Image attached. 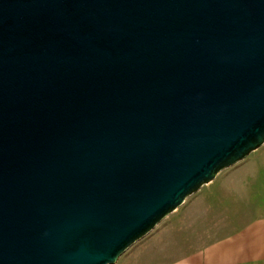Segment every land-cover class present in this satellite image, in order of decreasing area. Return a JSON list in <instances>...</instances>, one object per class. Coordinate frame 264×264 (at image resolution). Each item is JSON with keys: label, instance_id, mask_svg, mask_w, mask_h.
Listing matches in <instances>:
<instances>
[{"label": "water", "instance_id": "1", "mask_svg": "<svg viewBox=\"0 0 264 264\" xmlns=\"http://www.w3.org/2000/svg\"><path fill=\"white\" fill-rule=\"evenodd\" d=\"M264 144V0H0V264H114Z\"/></svg>", "mask_w": 264, "mask_h": 264}, {"label": "rangeland", "instance_id": "2", "mask_svg": "<svg viewBox=\"0 0 264 264\" xmlns=\"http://www.w3.org/2000/svg\"><path fill=\"white\" fill-rule=\"evenodd\" d=\"M264 216V144L188 196L114 264L176 260Z\"/></svg>", "mask_w": 264, "mask_h": 264}, {"label": "crops", "instance_id": "3", "mask_svg": "<svg viewBox=\"0 0 264 264\" xmlns=\"http://www.w3.org/2000/svg\"><path fill=\"white\" fill-rule=\"evenodd\" d=\"M160 264H264V216L197 251Z\"/></svg>", "mask_w": 264, "mask_h": 264}]
</instances>
